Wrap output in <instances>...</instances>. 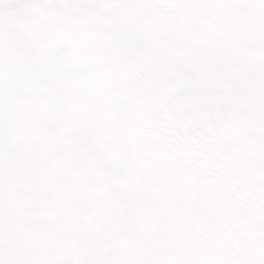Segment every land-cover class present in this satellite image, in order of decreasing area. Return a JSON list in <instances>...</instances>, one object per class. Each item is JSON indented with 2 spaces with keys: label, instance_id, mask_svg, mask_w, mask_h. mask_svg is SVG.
I'll return each mask as SVG.
<instances>
[{
  "label": "snow or ice",
  "instance_id": "snow-or-ice-1",
  "mask_svg": "<svg viewBox=\"0 0 264 264\" xmlns=\"http://www.w3.org/2000/svg\"><path fill=\"white\" fill-rule=\"evenodd\" d=\"M0 264H264V0H0Z\"/></svg>",
  "mask_w": 264,
  "mask_h": 264
}]
</instances>
